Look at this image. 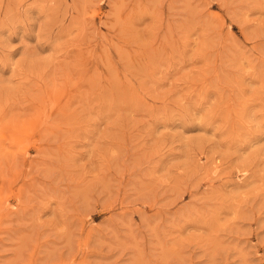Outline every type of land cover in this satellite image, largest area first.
I'll list each match as a JSON object with an SVG mask.
<instances>
[{
    "label": "rangeland",
    "instance_id": "obj_1",
    "mask_svg": "<svg viewBox=\"0 0 264 264\" xmlns=\"http://www.w3.org/2000/svg\"><path fill=\"white\" fill-rule=\"evenodd\" d=\"M0 264H264V0H0Z\"/></svg>",
    "mask_w": 264,
    "mask_h": 264
}]
</instances>
